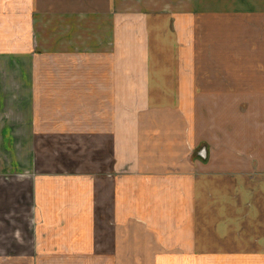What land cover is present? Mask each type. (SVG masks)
<instances>
[{
  "label": "crops",
  "instance_id": "0c3cea01",
  "mask_svg": "<svg viewBox=\"0 0 264 264\" xmlns=\"http://www.w3.org/2000/svg\"><path fill=\"white\" fill-rule=\"evenodd\" d=\"M0 264H264V0H0Z\"/></svg>",
  "mask_w": 264,
  "mask_h": 264
},
{
  "label": "rangeland",
  "instance_id": "374dc122",
  "mask_svg": "<svg viewBox=\"0 0 264 264\" xmlns=\"http://www.w3.org/2000/svg\"><path fill=\"white\" fill-rule=\"evenodd\" d=\"M36 37L39 40V42H38V50L36 51L37 55H33V57L36 58V59L34 60V63H30V69L33 70V72L38 75L37 77L40 80V83H38L40 85L39 89H38L39 92H40V90H43V93L45 92L44 93V98L42 97L43 94H41L42 95V96H40L41 98L40 97L38 98V101L40 102L39 105L45 107L47 105V102H48V99L45 97V95H46V87L49 84V83H47L48 79H46V76H45L46 75V71H47V65H46V60H44V58H46V56H45L46 55L45 46L47 44V35H46V33L42 34V32L39 31L38 34H36ZM27 51H28V49H27ZM43 115H44V120H46V114H43Z\"/></svg>",
  "mask_w": 264,
  "mask_h": 264
}]
</instances>
